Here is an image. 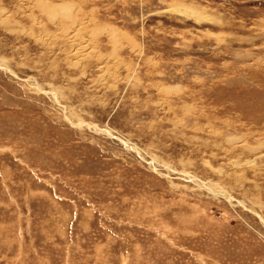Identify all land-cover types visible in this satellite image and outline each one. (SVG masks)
<instances>
[{"label": "rangeland", "instance_id": "obj_1", "mask_svg": "<svg viewBox=\"0 0 264 264\" xmlns=\"http://www.w3.org/2000/svg\"><path fill=\"white\" fill-rule=\"evenodd\" d=\"M0 264H264V0H0Z\"/></svg>", "mask_w": 264, "mask_h": 264}]
</instances>
